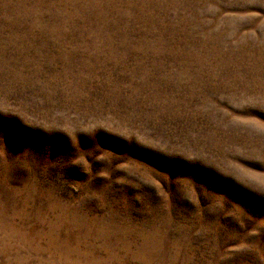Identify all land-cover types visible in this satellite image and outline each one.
<instances>
[{
  "label": "rangeland",
  "instance_id": "rangeland-1",
  "mask_svg": "<svg viewBox=\"0 0 264 264\" xmlns=\"http://www.w3.org/2000/svg\"><path fill=\"white\" fill-rule=\"evenodd\" d=\"M0 264H264V0H0Z\"/></svg>",
  "mask_w": 264,
  "mask_h": 264
}]
</instances>
